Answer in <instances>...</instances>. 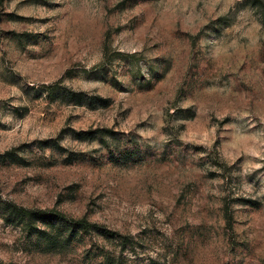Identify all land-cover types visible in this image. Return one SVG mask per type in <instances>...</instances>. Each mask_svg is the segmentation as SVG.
Returning <instances> with one entry per match:
<instances>
[{
    "label": "rangeland",
    "instance_id": "1",
    "mask_svg": "<svg viewBox=\"0 0 264 264\" xmlns=\"http://www.w3.org/2000/svg\"><path fill=\"white\" fill-rule=\"evenodd\" d=\"M97 127L116 140L73 137ZM64 129L67 151L39 143ZM11 203L100 228L47 250ZM104 227L131 237L133 264H264L258 1L0 0V264H101Z\"/></svg>",
    "mask_w": 264,
    "mask_h": 264
},
{
    "label": "trees",
    "instance_id": "2",
    "mask_svg": "<svg viewBox=\"0 0 264 264\" xmlns=\"http://www.w3.org/2000/svg\"><path fill=\"white\" fill-rule=\"evenodd\" d=\"M253 1L259 2L264 22V3L261 0ZM46 88L50 96H54L57 89H59L63 100L76 105L108 107L111 104L109 97H104L99 94H89L68 86H61L60 83L49 85ZM65 133L66 130L64 129L59 137L50 140H41L39 143L42 146H50L56 150L67 151L60 144V139L64 137ZM72 133L73 137L80 141H98L101 145H108L109 142L115 141L118 135L116 130L105 127L72 130ZM12 152H7V154L10 155ZM80 155V152L70 151L64 161L66 164L73 163L80 159ZM121 155L125 158H130L133 156V153L127 148L121 151ZM243 202L254 207L259 205L258 201L253 199H245ZM8 210L19 221L27 235L30 237L35 236L40 243H43L47 250L64 248L75 239L90 234L98 227L86 216L73 218L57 209L27 208L11 203ZM227 215L228 221L230 222L231 215ZM99 232L105 241H113L116 243L113 248H105L102 246L101 264H133L128 261L129 258L123 253L132 244L131 237L112 231L107 227L102 228ZM152 263L154 262L152 261Z\"/></svg>",
    "mask_w": 264,
    "mask_h": 264
}]
</instances>
